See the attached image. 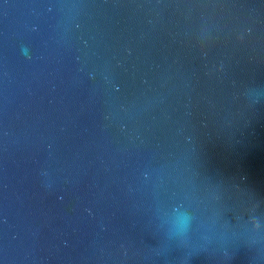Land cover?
<instances>
[{"label":"water","instance_id":"1","mask_svg":"<svg viewBox=\"0 0 264 264\" xmlns=\"http://www.w3.org/2000/svg\"><path fill=\"white\" fill-rule=\"evenodd\" d=\"M0 264H264V0H0Z\"/></svg>","mask_w":264,"mask_h":264}]
</instances>
